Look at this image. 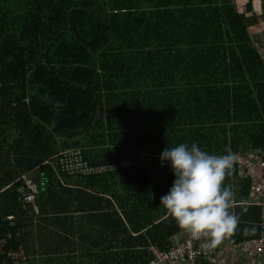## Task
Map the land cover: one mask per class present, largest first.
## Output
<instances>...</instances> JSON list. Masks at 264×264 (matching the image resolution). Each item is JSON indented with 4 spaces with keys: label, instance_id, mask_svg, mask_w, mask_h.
I'll return each mask as SVG.
<instances>
[{
    "label": "trees",
    "instance_id": "16d2710c",
    "mask_svg": "<svg viewBox=\"0 0 264 264\" xmlns=\"http://www.w3.org/2000/svg\"><path fill=\"white\" fill-rule=\"evenodd\" d=\"M259 21L253 0H0L6 250L22 246L26 264H149L153 247L181 243L188 233L159 204L174 178L159 154L178 143L264 149ZM76 150L106 170L62 171ZM24 173L38 216L18 200ZM223 185L237 216L227 238L260 237L261 208L247 203L251 179L236 161Z\"/></svg>",
    "mask_w": 264,
    "mask_h": 264
},
{
    "label": "clouds",
    "instance_id": "9594fccd",
    "mask_svg": "<svg viewBox=\"0 0 264 264\" xmlns=\"http://www.w3.org/2000/svg\"><path fill=\"white\" fill-rule=\"evenodd\" d=\"M159 160L161 166H169L174 177L159 204L180 228L193 239L207 238L205 247L215 246L234 231L237 216L229 211L233 193L223 181L237 160L236 153L228 150L215 155L196 143H178L163 147Z\"/></svg>",
    "mask_w": 264,
    "mask_h": 264
},
{
    "label": "built area",
    "instance_id": "2783aa9c",
    "mask_svg": "<svg viewBox=\"0 0 264 264\" xmlns=\"http://www.w3.org/2000/svg\"><path fill=\"white\" fill-rule=\"evenodd\" d=\"M237 160L240 173L245 177H250L251 185L247 203L257 205L261 208L262 234L258 238H250L239 242L231 243L235 251H242L249 255H259L264 252V149L253 151H239ZM60 168L68 173L81 172L82 174L99 173L106 170L104 166H92L86 161L80 150L65 153L60 158ZM18 200L28 213L39 215L40 208L36 197L39 193L37 183L31 178L30 174L24 173L17 180ZM12 218L13 216H8ZM6 236L0 234V264H26L27 256L22 246H10L7 250ZM224 236L222 239H227ZM207 238L193 239L188 236L178 245L173 246L168 251H163L158 247H153V257L149 264H175L176 262L192 263L201 253L202 243Z\"/></svg>",
    "mask_w": 264,
    "mask_h": 264
},
{
    "label": "crops",
    "instance_id": "0c3cea01",
    "mask_svg": "<svg viewBox=\"0 0 264 264\" xmlns=\"http://www.w3.org/2000/svg\"><path fill=\"white\" fill-rule=\"evenodd\" d=\"M258 1V7H255V0H253V4L260 21L250 28V33L255 39V43L264 51V0ZM186 234L187 232H183L180 236H185ZM205 242L206 240L202 243L200 256L194 262L187 264H264V252L259 255H249L242 251H235L231 247L232 242L229 237L225 240L221 239L213 247H205ZM175 264L186 263L176 262Z\"/></svg>",
    "mask_w": 264,
    "mask_h": 264
},
{
    "label": "rangeland",
    "instance_id": "374dc122",
    "mask_svg": "<svg viewBox=\"0 0 264 264\" xmlns=\"http://www.w3.org/2000/svg\"><path fill=\"white\" fill-rule=\"evenodd\" d=\"M256 2H255V7L257 6L258 7V4H259V1L258 0H255ZM253 9H254V4H253ZM254 11H255V9H254Z\"/></svg>",
    "mask_w": 264,
    "mask_h": 264
},
{
    "label": "water",
    "instance_id": "95a60500",
    "mask_svg": "<svg viewBox=\"0 0 264 264\" xmlns=\"http://www.w3.org/2000/svg\"><path fill=\"white\" fill-rule=\"evenodd\" d=\"M25 118H26V113L24 112Z\"/></svg>",
    "mask_w": 264,
    "mask_h": 264
}]
</instances>
